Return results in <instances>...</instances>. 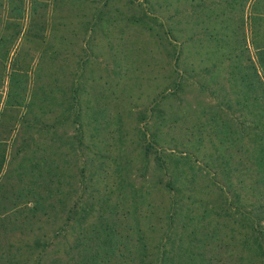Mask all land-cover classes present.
Segmentation results:
<instances>
[{
	"label": "rangeland",
	"instance_id": "374dc122",
	"mask_svg": "<svg viewBox=\"0 0 264 264\" xmlns=\"http://www.w3.org/2000/svg\"><path fill=\"white\" fill-rule=\"evenodd\" d=\"M84 1L0 0V264L12 247L35 264L37 239L40 264H71L105 218L114 264L141 246L155 264L157 248L162 264H264V0H86L106 11L99 49L52 54L82 85L51 87L47 39Z\"/></svg>",
	"mask_w": 264,
	"mask_h": 264
},
{
	"label": "trees",
	"instance_id": "16d2710c",
	"mask_svg": "<svg viewBox=\"0 0 264 264\" xmlns=\"http://www.w3.org/2000/svg\"><path fill=\"white\" fill-rule=\"evenodd\" d=\"M18 11L20 12V10H18ZM100 14H101V12L99 10V17L101 16ZM150 14L152 15L151 17L153 20L159 18V16L155 15L154 12H151ZM167 32H168V30H167ZM258 51H260V53L257 54V60H258V63L261 65L262 70L264 71V50L262 51V49H258ZM2 58L4 60L8 61V53H5L4 55H2ZM8 68H10V71H15V68L13 66H9ZM0 114H1V112H0ZM11 126L12 127H10L8 129V131H6L9 134L16 127L14 122L12 123ZM7 138H8V136H7ZM1 142H3V139L0 140V143ZM3 143H5V142H3ZM0 147H1V144H0ZM44 160H45V158H44ZM157 160L159 162H161L159 158H157ZM4 161H5V149L2 148V149H0V174H1V169H2V166L4 164ZM160 165H162V164H160ZM167 187L172 189L170 183L167 184ZM39 199H42V197H40ZM39 204L43 207L42 203H39ZM35 211H36V209H34L31 216H29V217L26 216L24 218L25 220H23V221L24 222L28 221V223L30 224V220H27V219H30V217H34V218L38 217V215ZM66 219L67 220L70 219V216H68ZM29 224L26 227H25V225H20L18 227L21 229H25L29 226ZM89 230L91 232L85 236V241L77 240L72 245L71 254H69V255H71V256L75 255L76 257L72 258L73 261L71 262V264H114V262H112L109 259L115 254V252L117 251V247L121 246V244H122L121 238H119V235L117 233L115 223L113 221H109L107 218H105V219L99 220V227L95 224H92ZM117 241H120V242L117 243ZM34 245L36 248H38L37 249V257H36L37 260H36L35 264H40L39 260H41V258L44 257L48 253L50 245L48 246L47 242L42 243L39 239L35 240ZM122 245H124V244H122ZM141 247H143L142 252H140V253L132 252V255H133V256L131 255L132 260H134V257H135L134 263L135 264H155L156 262H153V259H151V256H149L147 254V252L145 250V246H141ZM9 248H11V247H9ZM178 248H179V250H181V247H178ZM12 249L13 250L10 249L7 252L8 262L3 260L4 264H14L15 263V262H13V258H14L13 256L15 255V248L12 247ZM156 250L157 251L154 252V255L156 254V261L159 260L160 263H161V261L163 263L165 261V259L163 258V260H162V256L160 258H158L160 252H159L158 248ZM130 253L131 252H129V255H130ZM176 253H177V250H176V252H174L173 255L168 256V258L170 260L168 263L175 264ZM122 254H123V252L119 253V255H122ZM0 255H1L0 257L3 256L2 254H0ZM114 256H118V254L116 253ZM128 259L131 260L130 258H128ZM64 263L69 264L68 262H66L63 259L55 258L53 260H49L46 264H64ZM128 264H130V263H128ZM189 264H197V263H196V260H191V263H189Z\"/></svg>",
	"mask_w": 264,
	"mask_h": 264
},
{
	"label": "crops",
	"instance_id": "0c3cea01",
	"mask_svg": "<svg viewBox=\"0 0 264 264\" xmlns=\"http://www.w3.org/2000/svg\"><path fill=\"white\" fill-rule=\"evenodd\" d=\"M86 1V0H85ZM80 4L81 8L84 9L82 17L78 20L76 24H71L68 28L63 27L60 28L62 24L68 22V17L71 15V9L67 10V13L61 14L62 18L59 19L57 33L55 37H49L47 39L46 50H49V58H48V66H55L54 70L57 71L55 74L52 73L51 70L48 72V84L49 86H61L65 85V87H71L74 85L81 86V79L79 78L80 74L78 72L71 70L69 67V63H65V59H56L53 58L52 54H69L71 53L70 48H78L80 49V53L86 54L89 56L91 54L95 55L93 52L94 49H99V24L104 22L106 19V11L104 8L99 9V6H93L88 1ZM69 6V5H68ZM108 6L107 3H104V7ZM75 8V7H74ZM99 10L101 12V16L99 17ZM60 16V17H61ZM67 18V20L65 19ZM79 31L80 36L73 37ZM93 35V41L89 44L87 41L89 36ZM73 39L75 41L73 42ZM52 48L54 51L52 52ZM60 50V51H59ZM42 51V50H41ZM53 63H51V60ZM80 61V60H78ZM74 71V74L71 72ZM76 81V83H75ZM78 81V82H77Z\"/></svg>",
	"mask_w": 264,
	"mask_h": 264
}]
</instances>
